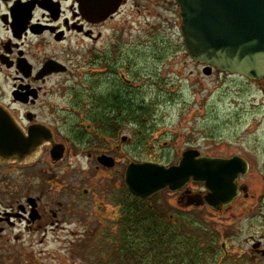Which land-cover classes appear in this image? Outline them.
Here are the masks:
<instances>
[{"label": "flooded vegetation", "instance_id": "1", "mask_svg": "<svg viewBox=\"0 0 264 264\" xmlns=\"http://www.w3.org/2000/svg\"><path fill=\"white\" fill-rule=\"evenodd\" d=\"M171 1L0 0V237L66 222L77 225L70 235L94 239L90 249L111 252L105 264H264V150L190 146L174 163L138 153L147 125L124 101L135 71L124 15L162 8L170 14L155 26L180 30ZM216 74L264 83L216 67L206 77ZM191 149L229 160L224 193L194 180L148 198L128 189L132 164L170 166ZM204 211L219 228L202 225Z\"/></svg>", "mask_w": 264, "mask_h": 264}, {"label": "rangeland", "instance_id": "2", "mask_svg": "<svg viewBox=\"0 0 264 264\" xmlns=\"http://www.w3.org/2000/svg\"><path fill=\"white\" fill-rule=\"evenodd\" d=\"M156 10L146 15L128 12L123 20V54L133 59L135 69L128 77L133 90L124 88V99L144 107L138 113L145 112L148 119L140 156L149 151L152 158L174 163L190 146L208 153L264 150V83L220 74L206 77L186 52L178 21L159 29L155 23L170 13ZM84 96L78 94L81 100ZM240 112L245 114L242 122ZM202 218L209 230L220 227L205 211ZM72 224L48 227L47 232L35 225L18 238L0 237V264H105L111 252L90 249L94 239L70 235L68 230L77 229Z\"/></svg>", "mask_w": 264, "mask_h": 264}, {"label": "water", "instance_id": "3", "mask_svg": "<svg viewBox=\"0 0 264 264\" xmlns=\"http://www.w3.org/2000/svg\"><path fill=\"white\" fill-rule=\"evenodd\" d=\"M183 44L211 74L217 67L250 80H264V0H177ZM229 160L200 156L188 150L178 164H132L126 174L128 189L148 198L169 188L181 189L190 180L204 182L219 194L228 188Z\"/></svg>", "mask_w": 264, "mask_h": 264}, {"label": "trees", "instance_id": "4", "mask_svg": "<svg viewBox=\"0 0 264 264\" xmlns=\"http://www.w3.org/2000/svg\"><path fill=\"white\" fill-rule=\"evenodd\" d=\"M124 101L126 102V100L124 99ZM139 107V111L140 110H145V108H143L142 106H138ZM136 108V107H135ZM140 123H141V127H145L147 125V122H144V120H148L147 119V116H146V113L145 112H141L140 115ZM144 119V120H143ZM143 134L145 135V131L143 132Z\"/></svg>", "mask_w": 264, "mask_h": 264}]
</instances>
